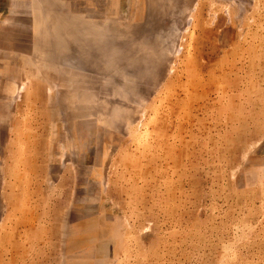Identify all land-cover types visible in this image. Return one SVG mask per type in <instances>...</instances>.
Masks as SVG:
<instances>
[{
	"label": "rangeland",
	"instance_id": "1",
	"mask_svg": "<svg viewBox=\"0 0 264 264\" xmlns=\"http://www.w3.org/2000/svg\"><path fill=\"white\" fill-rule=\"evenodd\" d=\"M0 264H264V0H0Z\"/></svg>",
	"mask_w": 264,
	"mask_h": 264
}]
</instances>
